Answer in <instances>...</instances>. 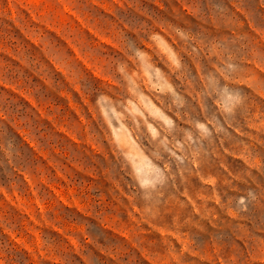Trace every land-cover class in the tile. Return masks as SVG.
<instances>
[{
  "label": "rangeland",
  "instance_id": "rangeland-1",
  "mask_svg": "<svg viewBox=\"0 0 264 264\" xmlns=\"http://www.w3.org/2000/svg\"><path fill=\"white\" fill-rule=\"evenodd\" d=\"M0 264H264V0H0Z\"/></svg>",
  "mask_w": 264,
  "mask_h": 264
}]
</instances>
